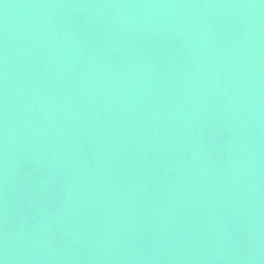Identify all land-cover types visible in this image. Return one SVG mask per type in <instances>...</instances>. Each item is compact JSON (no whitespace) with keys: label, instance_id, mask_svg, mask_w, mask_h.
<instances>
[{"label":"water","instance_id":"1","mask_svg":"<svg viewBox=\"0 0 264 264\" xmlns=\"http://www.w3.org/2000/svg\"><path fill=\"white\" fill-rule=\"evenodd\" d=\"M0 264H264V0H0Z\"/></svg>","mask_w":264,"mask_h":264}]
</instances>
